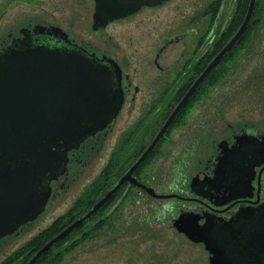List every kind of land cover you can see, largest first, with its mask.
I'll use <instances>...</instances> for the list:
<instances>
[{
    "label": "rangeland",
    "instance_id": "374dc122",
    "mask_svg": "<svg viewBox=\"0 0 264 264\" xmlns=\"http://www.w3.org/2000/svg\"><path fill=\"white\" fill-rule=\"evenodd\" d=\"M52 1L59 0H24V12L41 13L51 7ZM60 1L62 5L65 3V0ZM67 1L69 14L62 10L57 16L62 18L61 22L66 15L71 16V37L92 48V44L97 46L94 49L98 54L103 53L99 49L102 47L110 55L126 60L125 73L133 80L132 95L136 85L147 92L156 80H168V83L182 80L184 83L194 75L195 70L185 63L190 59L195 63L204 44L201 43L198 50L195 48L198 36H193L192 29L197 22L202 24L208 20L203 12L214 0H170L159 7L144 8L138 14L99 30L93 28L94 0ZM232 2L227 0L225 18L230 14ZM221 3L222 0L218 8ZM215 13L216 17L218 10ZM260 25L246 35L241 47L219 64L210 76L212 80L199 89L142 168L140 175L157 191L178 192L175 186L185 179L190 181L200 161L215 153L218 143L233 129L247 126L264 132V20ZM206 27L200 28V34ZM184 33L187 36L177 41L176 37ZM156 59L163 70L156 65ZM202 70L203 67H199L193 77ZM129 101L128 98L119 118L107 131L100 153L94 152L89 162L73 160L70 178L62 177L56 182L46 211L0 243V264H6L24 245L69 212L90 187L102 183L108 176L103 173L104 169L121 150L118 145L134 125L137 110L133 115L130 113ZM118 176L110 177L99 197ZM180 193L188 195L185 191ZM182 203L179 199H158L130 185L124 186L113 204L96 218V221L105 220L112 215L109 224L96 237L68 252L61 264H211L204 244L193 242L174 225ZM91 225L92 222L87 226ZM78 236L80 234L75 238Z\"/></svg>",
    "mask_w": 264,
    "mask_h": 264
},
{
    "label": "water",
    "instance_id": "95a60500",
    "mask_svg": "<svg viewBox=\"0 0 264 264\" xmlns=\"http://www.w3.org/2000/svg\"><path fill=\"white\" fill-rule=\"evenodd\" d=\"M167 1L129 0L127 4L133 13L144 5L158 6ZM256 5L257 0H250L239 29L191 85L142 155L101 198L38 249L26 264H36L96 215L126 182L143 187L158 199L180 196L159 192L133 173L154 151L192 94L246 32ZM72 45L54 47L25 38L0 54V239L44 213L52 193L51 181L68 169L69 150L106 128L122 110L125 93L118 62L100 59ZM199 180L200 176H195L192 184ZM243 219L239 216L229 223L212 214L189 211L183 212L174 225L193 242L204 244L211 264H264V233L244 238Z\"/></svg>",
    "mask_w": 264,
    "mask_h": 264
},
{
    "label": "flooded vegetation",
    "instance_id": "af4514ba",
    "mask_svg": "<svg viewBox=\"0 0 264 264\" xmlns=\"http://www.w3.org/2000/svg\"><path fill=\"white\" fill-rule=\"evenodd\" d=\"M23 1L24 0H0V54L12 46L17 45L25 38L31 39L34 44H46L54 47L73 48L74 46L72 44H77L80 48L87 50L89 53H95L100 59L107 57L116 60L123 73L122 88L125 93V100L121 112L106 128L88 136L79 147L69 150L68 169L63 175L51 181L52 193L47 207L54 193L56 182L61 181L60 179L62 177L67 180L70 178L69 171L71 168V162L73 160L89 162L90 157L94 152L100 153L108 136L107 131L119 118L127 104V99L129 98L130 113L133 115L137 110V114L134 117V125L124 134L121 145H118L121 150L117 151L112 156L103 173L105 174L108 171L107 168L113 159L125 163V166L128 162H131L124 171L122 170V173H120L121 171L119 172L118 168L111 173L114 176H119L99 198H101L120 179V177L134 164L145 149L151 144L168 117L186 95L191 85L222 49L221 48L215 53L219 43L230 31L231 21L238 7V0H233L230 14L225 18L224 12L227 0H223L215 17L214 0L203 12L208 20L203 21L202 24L197 22L196 27H193V36H198L195 48L198 50L201 43L204 45L196 62L192 64V60L190 59L186 61L185 65L190 66L193 71L195 70L194 75L197 73L199 67H203V70L197 77L194 78V75L189 76L184 83H182V80L169 81V83L168 80L166 82L163 80H156L150 88H147V92L142 91L141 88L136 85L134 86V92L130 95L133 89V80L131 79L130 74L125 73L127 61L121 60L114 54L110 55L108 51L102 47L99 49H101L103 53L98 54L97 49H94V47L97 46L92 44V48L84 42H79L75 38H72L71 16L64 15L63 22H61L62 18L57 16L62 10L65 14H69L67 0L64 1L67 3V6L65 3L62 5L60 0L57 2L52 1L50 2L51 7L41 13L32 11L24 12ZM128 1L129 0H94L95 12L93 14V28L95 30L106 28L110 23L138 14L144 8H153L163 5H144L138 11L130 13L129 10L131 7L127 4ZM103 21H107V23L101 25ZM96 25L97 28H95ZM205 27L207 29L200 34V28L204 29ZM186 36L187 33H184L182 36L176 37V40L178 41ZM242 37L236 45H240ZM64 38H69L72 43H68ZM171 42H173V40H169V43ZM165 47H163V49H165ZM229 53L223 58V60L229 55ZM159 55L160 54H158V56ZM155 63L160 69H164L160 64L159 59H156ZM211 74H209L200 87L192 94L154 151L133 173L140 182L152 186L143 176L140 175L142 168L156 152L172 126L178 122L184 109L197 95L199 89L202 88L206 81L212 80V78H210ZM188 83L191 84L188 86ZM223 141V145L220 146V143ZM223 158L226 159L224 164L221 162ZM195 176H200V180L193 185L192 180ZM186 181L187 179L175 186L177 187L176 189H178V192H170L179 194L180 196L173 198L179 199L183 202L180 206L178 217L183 212L191 211L198 214H212L216 218H222L223 221L230 223L235 221L239 216H243L242 227L244 228V238H247L249 235L257 236L260 233H264L263 131L247 126L233 129L229 135L218 143L215 153H213L207 160L200 161V166L192 176L191 180ZM126 185H130L132 188H137L138 192L147 193L143 187L130 184L129 182H126L121 189ZM182 191H185L188 195L181 194L180 192ZM182 197H185L186 199H183ZM244 212H246V214ZM33 221L22 225L16 232L4 236L0 239V243L7 237L19 233L25 225L30 224Z\"/></svg>",
    "mask_w": 264,
    "mask_h": 264
},
{
    "label": "trees",
    "instance_id": "16d2710c",
    "mask_svg": "<svg viewBox=\"0 0 264 264\" xmlns=\"http://www.w3.org/2000/svg\"><path fill=\"white\" fill-rule=\"evenodd\" d=\"M219 1L215 0L214 9L215 12L219 10ZM223 1V0H222ZM250 0H238V7L233 15V19L230 25V31L225 35L222 41L219 43L218 47L221 45L222 47L225 45L226 41L239 29L242 21L247 13V9L249 6ZM264 5H262V0H257L256 9L252 20L244 33L241 43L243 39L251 34L253 30L259 29L261 27V22L264 20ZM240 45H236L232 52L236 50V48L241 47ZM244 46V44H243ZM221 47V48H222ZM242 50V49H241ZM219 66V65H218ZM218 66L213 70V72L218 69ZM212 72V73H213ZM212 75V74H211ZM218 80V79H217ZM216 82V81H215ZM125 163L120 161L112 160L108 171L105 173L108 174L104 177L102 183L95 184L90 187L83 196L79 198L76 202L75 206L70 209L69 212L60 216L56 219L47 229L42 231L39 235H37L33 240L24 245L13 257H10L6 264H15L16 261H20L18 264H26L27 261L31 258V256L40 249L46 242H48L52 237L58 234L62 229H64L67 225L73 222L76 218H78L81 214H83L90 206H92L99 197V194L105 188L107 182L110 181L111 172H113L116 168H118L119 172L124 169ZM118 172V173H119ZM103 179V178H101ZM119 191L113 196L112 199L108 201L106 205L102 207V209L89 220H87L84 224H82L79 228L70 233L67 237L61 240L58 244H56L50 251H48L36 264H61L68 252L73 251L79 245L84 243V241H88L93 237H96L100 231H102L106 225L109 224L112 219V215H108L109 217L105 220H98L96 218L99 214L105 212L112 204L115 198L118 196ZM95 220V221H94ZM92 222V225L88 227L87 225ZM80 234L78 238H75V235ZM22 256V260L20 258Z\"/></svg>",
    "mask_w": 264,
    "mask_h": 264
}]
</instances>
